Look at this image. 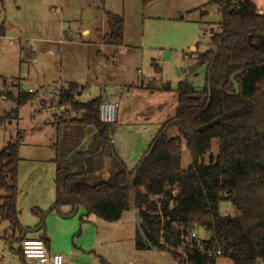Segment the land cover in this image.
Returning a JSON list of instances; mask_svg holds the SVG:
<instances>
[{
	"label": "rangeland",
	"instance_id": "obj_1",
	"mask_svg": "<svg viewBox=\"0 0 264 264\" xmlns=\"http://www.w3.org/2000/svg\"><path fill=\"white\" fill-rule=\"evenodd\" d=\"M210 1L153 0L145 4L144 0H0V24L6 27V32L0 33V116L16 113L15 118L0 126V151L18 132L23 135L24 144L19 150L24 160L19 163L18 218L23 227L34 228L42 221V214H46L45 230L29 232L27 238L48 236L54 253L61 254L70 264L174 263L166 250L137 249L135 235L141 226L133 194L131 208L115 222L94 214L86 216L81 206L73 213L69 205L53 207L59 187L52 161V142L57 140L55 115L63 111L59 91L67 83L85 87L79 95L82 102L104 91L112 97L115 92H124V87L131 88L128 96L118 95L117 123L112 124L107 136L114 140L115 151L132 169L175 113L174 108L168 114L173 103L177 106L178 83L186 81L198 90L204 86L206 65L197 56L213 48L211 37L221 32L217 5L209 3L199 9ZM251 1L264 8V0ZM107 11L124 20L126 52L122 55L118 48L100 46L96 28L108 30ZM84 28L91 29V35L83 34ZM193 45L198 47L197 54L191 50ZM15 80L21 81L22 89L26 86L33 95L21 106L13 98L3 97L9 96V91L17 92ZM137 86L145 88V92L134 91ZM149 89L157 93L147 95ZM68 126H61L60 143L66 147L74 141L77 144L72 150L86 149L95 128L78 127L82 130L78 135L77 130L75 133ZM168 135L177 136V128L173 126ZM72 152L67 151V156L71 157ZM217 153L218 140L214 139L205 162H209L210 154ZM191 162L190 152L183 144L182 168L187 169ZM3 203L0 200V206ZM220 209L223 214L235 212L229 202L221 203ZM211 235L203 227L192 233L197 240ZM18 237L8 221L0 222V264H35L32 259L23 262ZM215 264L233 262L219 257Z\"/></svg>",
	"mask_w": 264,
	"mask_h": 264
},
{
	"label": "trees",
	"instance_id": "obj_2",
	"mask_svg": "<svg viewBox=\"0 0 264 264\" xmlns=\"http://www.w3.org/2000/svg\"><path fill=\"white\" fill-rule=\"evenodd\" d=\"M151 1L144 0L145 4ZM209 3L216 4L221 14V32L212 35L213 48L197 56L206 65L204 86L198 90L186 81L178 83L175 115L159 129L132 169L107 136L112 124L99 120L104 97L82 102L78 84L60 89L59 104L65 110L55 115L59 187L53 207L69 205L73 213L81 206L86 216L115 222L131 208L133 194L141 226L135 235L137 249L166 250L180 264H215L219 257L233 264H264V14L251 0H212L199 9ZM107 19L109 31L103 43L122 45L124 20L111 12ZM10 97L21 106L31 93L21 90ZM15 117V112L0 117V126ZM62 125L73 127L78 135L82 132L78 127H94L87 148L72 150L74 141L66 147L61 144ZM173 126L178 135L169 137ZM214 139L218 153L205 162ZM22 143L18 132L0 151V200L4 202L0 222L8 221L21 243L29 232L45 229L46 216L43 213L34 228L23 227L18 218ZM183 144L192 158L187 169L181 166ZM67 151H73L71 157ZM223 202L232 205L234 214L221 212ZM198 227L212 232L200 240L201 247L197 239H189ZM40 239L48 247L49 239ZM173 248H181L186 258ZM19 252L25 263L21 247Z\"/></svg>",
	"mask_w": 264,
	"mask_h": 264
},
{
	"label": "built area",
	"instance_id": "obj_3",
	"mask_svg": "<svg viewBox=\"0 0 264 264\" xmlns=\"http://www.w3.org/2000/svg\"><path fill=\"white\" fill-rule=\"evenodd\" d=\"M11 44H14V40H10ZM120 53H125V48H120ZM128 87H124V92L128 91ZM119 107L118 95L112 99H105L100 104L99 108V120L104 124H114L117 118V109ZM62 110H65L64 107H61ZM113 142V140H112ZM192 235L189 239H193ZM196 239V238H195ZM198 245L200 246V240ZM22 254L26 259H32L36 264H65L63 256L59 253L50 252L45 242L40 238L35 239H24L21 245ZM178 254L184 256L181 248H173ZM173 264H180L179 259H175ZM189 264V263H186Z\"/></svg>",
	"mask_w": 264,
	"mask_h": 264
},
{
	"label": "crops",
	"instance_id": "obj_4",
	"mask_svg": "<svg viewBox=\"0 0 264 264\" xmlns=\"http://www.w3.org/2000/svg\"><path fill=\"white\" fill-rule=\"evenodd\" d=\"M212 1V0H211ZM153 2V1H152ZM258 8H259V10H260V13H262V14H264V8L263 7H259L258 6ZM107 12H110V11H107ZM107 12H106V25H107V28H108V19H107ZM181 18H183V16H181ZM0 31L4 34L5 32H6V27H5V24L3 23V24H0ZM97 29V31L99 32V34H100V36H99V39H100V46L101 47H103V48H106V49H110V48H118V52H119V50H120V48H125L126 47V45H124L123 43H122V45H119V46H117V45H106V44H104L103 43V41H102V38H103V36L109 31V28H108V30H104V29H101V28H96ZM91 33H92V31H91V29H88V28H84L83 29V34H85L86 36H89V35H91ZM32 49V48H31ZM191 50L193 51V52H195L196 54H197V50H198V47L196 46H192L191 47ZM32 51H33V49H32ZM50 52V51H49ZM125 52H126V48H125ZM51 53V52H50ZM120 53V52H119ZM121 55H122V53H120ZM195 54V55H196ZM67 84H69V83H67ZM66 84V85H67ZM14 85H17L18 86V89H17V92H8V94L10 93V95L8 96V95H3V97L4 98H6V97H10V96H14V97H16V94H17V96L19 95V90H22V91H24V92H29V88H27L26 86H24V88L22 89V83H21V81H19V80H15L14 81ZM79 85V84H78ZM79 86H81V85H79ZM65 87V86H64ZM81 87H83L82 88V91L80 92V94L83 92V90L85 89V87L84 86H81ZM129 90L128 91H126V92H121V93H113V95H112V97H109L107 94H106V92L104 91L103 93H102V95H99V96H104V99H112V98H115L117 95H120L121 97H125V96H128L129 94H130V92H131V88H128ZM145 88H143V87H141V86H137L136 88H134V91H136L137 93L139 92V93H144L145 92ZM147 93V92H146ZM155 93H157L156 91L154 92L153 90H151V89H149V91H148V94L147 95H151V96H153V94H155ZM79 94V95H80ZM33 97V95H32V93H31V97L28 99V101L31 99ZM11 98V97H10ZM27 101V102H28ZM26 102V103H27ZM25 103V104H26ZM147 103V102H146ZM172 107L173 108H171V111H169V113L168 114H171L172 113V111L174 110V108H175V110H176V105H175V103H173V105H172ZM169 109H167V111H168ZM8 115V114H7ZM6 115V116H7ZM175 115V113L173 114V116ZM173 116H171L169 119H171ZM0 117H3V116H0ZM5 117V116H4ZM116 123H117V120H116ZM111 140H113V139H111ZM113 143H114V140H113ZM24 144V140H23V143H22V145ZM54 144H55V142H52V146H53V150H54V157L52 158V161L54 162V159H55V157H56V150H55V148H54ZM21 145V146H22ZM20 158H21V160H20V164H21V162H23V160H24V156L21 154V152H20ZM54 164H55V162H54ZM56 165V164H55ZM45 230V229H44ZM44 236H46V235H44ZM47 238H48V236H46ZM39 238H41V236L39 237ZM25 239H29V238H25ZM33 239V238H32ZM49 239V245H48V249L50 250V252H55L52 248H53V246H52V242L50 243V238H48ZM26 259V258H25ZM36 264V263H35ZM65 264H70V261H68V260H66L65 261Z\"/></svg>",
	"mask_w": 264,
	"mask_h": 264
},
{
	"label": "water",
	"instance_id": "obj_5",
	"mask_svg": "<svg viewBox=\"0 0 264 264\" xmlns=\"http://www.w3.org/2000/svg\"><path fill=\"white\" fill-rule=\"evenodd\" d=\"M263 60H264V57H263ZM243 70H244V68H243ZM243 70H241V71L238 72L237 74L242 73ZM231 81H232V84H233V86H234L235 94L238 95V94L240 93V88H239V84L235 81V75H233V76L231 77Z\"/></svg>",
	"mask_w": 264,
	"mask_h": 264
}]
</instances>
